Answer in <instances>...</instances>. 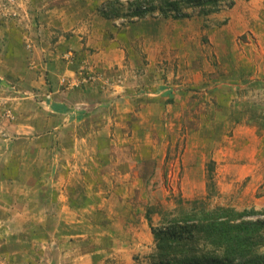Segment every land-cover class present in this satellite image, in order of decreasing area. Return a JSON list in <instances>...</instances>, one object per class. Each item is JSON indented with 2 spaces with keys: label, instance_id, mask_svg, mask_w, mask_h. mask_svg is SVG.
I'll return each mask as SVG.
<instances>
[{
  "label": "rangeland",
  "instance_id": "374dc122",
  "mask_svg": "<svg viewBox=\"0 0 264 264\" xmlns=\"http://www.w3.org/2000/svg\"><path fill=\"white\" fill-rule=\"evenodd\" d=\"M179 1L141 17L135 0H0V264H157L150 208L154 226L178 199L264 210V0ZM121 42L123 66L102 67ZM85 85L100 137L45 111Z\"/></svg>",
  "mask_w": 264,
  "mask_h": 264
},
{
  "label": "trees",
  "instance_id": "16d2710c",
  "mask_svg": "<svg viewBox=\"0 0 264 264\" xmlns=\"http://www.w3.org/2000/svg\"><path fill=\"white\" fill-rule=\"evenodd\" d=\"M160 1L167 10H181L179 0ZM187 1L216 7L224 0ZM133 5L136 15L147 14L145 0H135ZM208 165L213 172L214 163ZM178 204L174 212L162 214L158 226L152 224L153 208L147 211L157 264H264V210L209 208L197 201L186 206L183 199Z\"/></svg>",
  "mask_w": 264,
  "mask_h": 264
},
{
  "label": "crops",
  "instance_id": "0c3cea01",
  "mask_svg": "<svg viewBox=\"0 0 264 264\" xmlns=\"http://www.w3.org/2000/svg\"><path fill=\"white\" fill-rule=\"evenodd\" d=\"M114 38L116 40L118 39L116 37H114ZM104 42L106 43L107 39H104ZM235 43L236 42H234V41L227 42V43L225 42V46H224L223 43H220L221 49H220V47H219V49L221 51V54H223L225 58H227V57L229 58L230 57L229 54H228L229 53L228 49H230V53H231V57L230 58H232L234 56L235 48H234L233 44H235ZM106 45H108V43H106ZM120 46L121 47L115 46V47H113L112 50H109V49L106 48V50H104V52H101L100 54H97L99 56V58L97 60L99 62H101L102 67H105V65L107 67H109V68L113 67V66H116V65H118L119 67L123 66V64H122L123 62L122 61L126 59L125 58L126 53H130L134 48L132 46L131 47L125 46V45H123L122 42H121ZM144 51L149 54V56L147 58L149 60V62H151L150 60L152 58L156 59V57H158V55H159V53H157V54L155 53L154 54L152 52L151 48H149V46L146 47L144 49ZM159 51H160V49H159ZM133 62H135V63H133V64L131 63V65L133 66V67L131 66V69H135L134 67H136V64L138 65V67H137L138 69H139L140 65H142V61L136 63L137 59H134ZM261 71H263V70H261ZM68 73H69L68 75H70V77H72V82L76 81V79L79 80L78 79V74L76 72H74L73 70L69 71ZM132 73L130 72V74H132ZM127 79H128V77H127ZM84 87H86L85 88L86 90L82 91V93H83V98H82L83 103H82V105H78L77 104L76 106H72V104H70V102L68 101L69 99H72V97H73V95L70 94V93L67 95V98H66V101H65V100H56V99L53 100L52 97L54 98V94L56 92H49V93L46 94V100H47L46 101V105H47V108H46L45 111H47L50 114L56 115V116H62L64 118L65 122L71 121V123H84L86 121H89V124L91 126H89L88 128L94 127V129L96 131H98L100 129V127H101V124H93L90 120L93 119L92 117L100 118L98 115L100 114L99 112H101V110H97V109L98 108H101V109L103 108V103H102L103 100L101 99V95L102 94L99 93L98 89H94V90L93 89H89L90 86H88V85H85ZM119 89H121V91H124L125 93H127L125 91L124 87H120ZM162 93H164V92H159L158 95H161ZM125 98H127L126 94H121L120 93V99H125ZM116 108L118 109V107H116ZM117 112L119 113V111H117ZM261 122H262L261 125L255 126V128L257 130L262 129V132L264 133V120H262ZM95 123H98V121H95ZM47 125H49V124H47ZM44 126H45V124H44ZM54 126L56 128H54V127H52V128H54L55 130L60 128V125H58V127H57V124L54 125ZM109 127H110V125H109ZM109 127L106 129L108 137H110V129H109ZM28 128H31L32 131H33V129H35L32 126H30ZM26 134L28 135L30 133L26 132ZM97 134L100 137L101 132L98 131ZM27 138H29V137L27 136ZM92 139L93 138H91V140H90V138H89L86 141L90 142V141H92ZM83 140H85V139L84 138L81 139V141H83ZM94 142H97V141L95 140ZM32 143L33 142H31L30 144H32ZM244 146H245V144H244ZM254 155L255 154L250 155L247 160H250V162H254V158H255ZM240 159H243V158H240ZM236 168H238V167L235 166V165H226V166H224V169L222 171L225 173L226 177L227 176L228 177L229 176L232 177L233 169H236ZM241 168L246 169V167H241ZM248 175H249V173H248ZM238 181H239V179H238ZM231 189L232 188L228 187V190H231ZM232 191H234V190L232 189ZM235 191H238V190H235ZM229 193H230V191H229ZM246 193L249 194L250 191H248ZM70 200L72 202L74 201L75 203H77V198H75V197H71ZM66 203H67V200H66ZM66 206L69 207L71 205H66ZM236 206H238V205L237 204H233V205L227 206V207L234 208ZM236 209H238V208H236ZM245 209L243 208V210H245ZM250 209H254L256 211H259L260 209H262V207L256 206L255 208L252 207ZM250 209H246V210H250ZM79 236H81V235H77V237H79ZM74 237H76V236H74Z\"/></svg>",
  "mask_w": 264,
  "mask_h": 264
}]
</instances>
